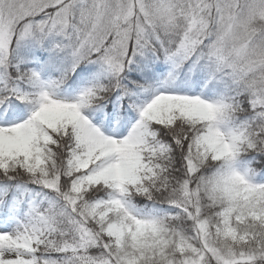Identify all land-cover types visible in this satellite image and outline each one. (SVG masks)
Instances as JSON below:
<instances>
[{"label":"snow or ice","instance_id":"1","mask_svg":"<svg viewBox=\"0 0 264 264\" xmlns=\"http://www.w3.org/2000/svg\"><path fill=\"white\" fill-rule=\"evenodd\" d=\"M0 264H264V0H0Z\"/></svg>","mask_w":264,"mask_h":264}]
</instances>
